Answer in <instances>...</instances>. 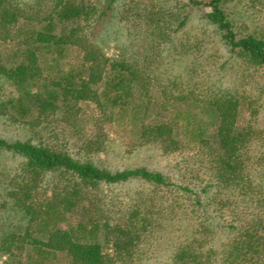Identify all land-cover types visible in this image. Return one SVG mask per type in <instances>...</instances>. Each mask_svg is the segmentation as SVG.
<instances>
[{
	"label": "trees",
	"instance_id": "trees-1",
	"mask_svg": "<svg viewBox=\"0 0 264 264\" xmlns=\"http://www.w3.org/2000/svg\"><path fill=\"white\" fill-rule=\"evenodd\" d=\"M237 3L254 26L235 20ZM116 15L128 43L109 56L96 30ZM261 19L264 0H0L11 47L0 51V119L33 134L0 136L1 207L19 221L0 234V264H144L154 240L166 243L159 264H264ZM69 50L77 62L65 67ZM172 54L178 72L164 67ZM121 118L132 125L128 152L153 146L184 162L170 174L96 163L104 125ZM5 156L19 161L8 172Z\"/></svg>",
	"mask_w": 264,
	"mask_h": 264
},
{
	"label": "rangeland",
	"instance_id": "rangeland-1",
	"mask_svg": "<svg viewBox=\"0 0 264 264\" xmlns=\"http://www.w3.org/2000/svg\"><path fill=\"white\" fill-rule=\"evenodd\" d=\"M231 13L237 22L243 21L251 24V26L255 25L253 16L254 14L244 5V3L234 4L231 8ZM118 19V15H116L114 18H105L100 22L96 30V41L109 56L116 55L118 53V47L128 43V41L126 40L125 32L122 29V24L119 23ZM261 21L264 24V19H261ZM198 25V15L197 13H195L192 16V22L189 24L186 31L190 34H195L197 31H199ZM138 45L137 49L141 51L142 45L140 43ZM207 47L209 49V52L211 53L219 51V55L220 57H222V60L225 59V52L219 50V45L216 44V42L213 43V41H209ZM9 48H11L10 45L0 41V51L8 50ZM77 57V53H75L73 50H69L67 52V57L64 60L65 67L71 64H75L77 62ZM164 67L172 68L174 72H178L179 70L183 69L184 63L181 62L179 56H177L176 54L166 55V57L164 58ZM222 81L226 85L231 84L233 82L231 73H225ZM0 84L3 85L4 83L0 81ZM257 87L259 90L258 93L262 94L261 110L258 118V124L260 127L264 128V68H262L257 74ZM90 107L84 106V109L88 111V114L92 111L91 109L93 108V106ZM90 116L86 118L87 122L85 123V125L88 124L86 129V131H88V134H91V129H94V126L92 125L93 119L89 122ZM56 126L57 127L54 133L59 137V140L63 142L73 141L74 143H72L71 146L74 148V144L78 143V138L75 137V139L72 140V134L70 130L64 128L62 124H57ZM131 128L132 125L128 124L127 118H121L113 124H105L102 134L107 138L108 147L106 152L95 154L93 156V160L99 165L106 166L110 169H124L144 166L151 170L161 171L166 174H170L184 162L183 156L178 154L163 155L159 149L153 146H148L143 149L128 152V142L133 140ZM92 133L95 134V132ZM32 135L33 134L28 132L25 127L21 125L11 124L4 119H0L1 137L9 140H15L28 139ZM18 162L19 161L16 158L5 156L3 158V170L5 172H8L9 170L13 169ZM139 185V183H133L123 188V190L136 188ZM4 200L5 197L3 195L0 196V234H2L5 230H12L15 225H18L19 222L18 218H16L13 214V210L6 207H1ZM85 215H87L85 211L76 212L73 215V218H80L84 217ZM220 239H222V236L220 237ZM148 249L150 252H153L154 257L151 261L144 262V264H159V262L162 260V256L166 253L167 250L164 240H154L152 246L148 247ZM106 251L109 253L113 252L112 249L109 248V246L106 247ZM1 260L2 258L0 255V261ZM54 262L55 264H68L67 259H65L63 256H58L57 260Z\"/></svg>",
	"mask_w": 264,
	"mask_h": 264
}]
</instances>
